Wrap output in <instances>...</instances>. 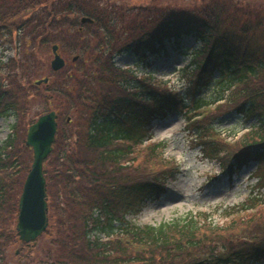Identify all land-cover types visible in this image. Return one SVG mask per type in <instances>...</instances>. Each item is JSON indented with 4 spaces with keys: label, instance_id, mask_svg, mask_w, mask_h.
<instances>
[{
    "label": "trees",
    "instance_id": "trees-1",
    "mask_svg": "<svg viewBox=\"0 0 264 264\" xmlns=\"http://www.w3.org/2000/svg\"><path fill=\"white\" fill-rule=\"evenodd\" d=\"M118 1L0 0V48L9 43L15 52L6 62L0 57V119H15L0 144V264L7 249L25 247L15 226L32 163L26 134L50 110L58 131L43 170L49 227L38 240L44 238L42 247L19 264H264V6ZM84 17L93 23H81ZM187 39L199 48L184 49ZM54 45L66 60L57 72L49 65ZM169 49L192 51L188 83L179 89L155 84L153 72L137 78L114 62L128 55L150 69ZM44 77L46 84H35ZM216 84L231 97L221 116L251 124L237 148L214 138L213 126L195 115L208 105L202 92ZM175 112L194 126L201 154L229 176L257 163L259 186L222 212L250 214L224 227L205 225L201 213L157 226L127 220L180 174L175 161L162 159L165 143L137 150L152 139L153 124Z\"/></svg>",
    "mask_w": 264,
    "mask_h": 264
},
{
    "label": "rangeland",
    "instance_id": "rangeland-1",
    "mask_svg": "<svg viewBox=\"0 0 264 264\" xmlns=\"http://www.w3.org/2000/svg\"><path fill=\"white\" fill-rule=\"evenodd\" d=\"M155 0H119L118 2L129 6L138 7L150 4ZM163 4L179 6L181 8L192 7L203 0H158ZM244 4H257L264 6V0H237ZM184 49H198L199 45L190 41H184ZM170 50V49H169ZM13 46L5 43L0 48L2 62H6L14 56ZM50 62L52 60V51ZM192 51L183 52L170 50L169 56L154 59L152 68L147 69L138 65L136 60L128 55L117 56L114 62L121 69L129 68L137 78L144 74L153 72L155 84L165 79L169 82L167 86L171 88H181L186 86L188 79L185 70L193 66ZM189 68V69H190ZM186 72V71H185ZM218 78V75H217ZM230 91L222 85H214L201 94L203 102L208 105L196 111L195 115L202 114V123H210L214 130L209 134L214 138L223 140L231 148H237L247 134V128L251 124H246L238 115L228 113L221 116L220 112L230 108ZM224 99L225 101H219ZM41 103L35 106L34 111H38ZM189 105V104H188ZM41 110V108L39 109ZM14 117L0 119V143L6 139L9 129L14 124ZM194 127V126H193ZM187 123L185 115L180 112L171 114L163 121L153 124L151 131L152 140L138 148L142 151L151 144L165 143L161 149L164 160H173L181 169L177 179L170 181L166 186L167 192L156 202H149L138 215H129L127 220L138 226H157L172 219L205 214V225L227 226L233 219L244 218L250 213L237 212L228 218L222 216V212L230 207L242 203L250 195L254 186H259V177L256 175L257 163L253 162L243 168L239 173L229 176L221 168L218 161L206 159L193 141L190 130L194 129ZM160 151V150H159ZM264 209L260 207L259 210ZM209 217V218H208ZM100 240L105 237L98 235ZM44 243V238L37 244L28 247L14 246L7 249L4 264H19L25 262L27 258L33 257L34 252Z\"/></svg>",
    "mask_w": 264,
    "mask_h": 264
},
{
    "label": "water",
    "instance_id": "water-1",
    "mask_svg": "<svg viewBox=\"0 0 264 264\" xmlns=\"http://www.w3.org/2000/svg\"><path fill=\"white\" fill-rule=\"evenodd\" d=\"M82 22L92 21L88 18H83ZM52 50L54 58L51 62V68L57 71L64 67L65 62L57 53V46H54ZM46 81L47 79L40 80L37 84L39 85ZM56 119L57 116L53 111L42 115L29 127L27 132L26 145L33 151V163L23 184L16 225L19 239L25 243L38 238L48 225L43 162L49 156L52 144L55 141L57 132Z\"/></svg>",
    "mask_w": 264,
    "mask_h": 264
}]
</instances>
